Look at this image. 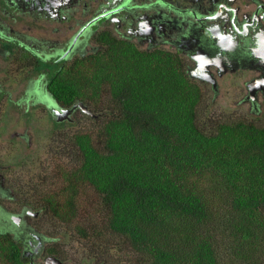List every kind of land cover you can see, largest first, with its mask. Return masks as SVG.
<instances>
[{
  "label": "trees",
  "instance_id": "trees-1",
  "mask_svg": "<svg viewBox=\"0 0 264 264\" xmlns=\"http://www.w3.org/2000/svg\"><path fill=\"white\" fill-rule=\"evenodd\" d=\"M101 43L46 77L55 102L81 101L96 119L66 135L75 163L34 188L35 205L92 246L114 242L130 264H264V124L205 126L180 59L110 35ZM87 189L101 218L86 228L76 218ZM50 239L45 253L66 262ZM27 262L20 239L0 231V264Z\"/></svg>",
  "mask_w": 264,
  "mask_h": 264
},
{
  "label": "flooded vegetation",
  "instance_id": "flooded-vegetation-1",
  "mask_svg": "<svg viewBox=\"0 0 264 264\" xmlns=\"http://www.w3.org/2000/svg\"><path fill=\"white\" fill-rule=\"evenodd\" d=\"M109 35L180 59L201 89L204 109L234 115L221 121L256 123L262 114L264 0H0V151L15 142L34 149L44 131L32 129V121L74 120L81 108L71 122L55 120L50 109L68 107L50 97L46 77L64 61L93 54ZM9 61L20 62L16 77L6 70ZM11 168L0 163V231L20 239L26 264L61 259L45 253L50 237L26 221L41 209L25 207L21 192L7 184ZM8 201L18 209L6 207Z\"/></svg>",
  "mask_w": 264,
  "mask_h": 264
},
{
  "label": "rangeland",
  "instance_id": "rangeland-1",
  "mask_svg": "<svg viewBox=\"0 0 264 264\" xmlns=\"http://www.w3.org/2000/svg\"><path fill=\"white\" fill-rule=\"evenodd\" d=\"M19 64L20 62L18 61H9L5 65L6 70H12L13 76L16 77L15 71ZM15 84L18 83L15 81ZM200 109L201 123L205 126H207L209 121L213 123L214 120L226 119L232 115L228 114L227 110H225L227 113L223 114L224 112L219 107L211 108L208 106L207 109H204L202 104ZM89 110L91 111V109ZM86 114L83 110L81 112L76 111L72 115L74 120L71 123L56 126L48 118L46 120L32 121L30 124L32 129L44 131L41 133L43 135H37L34 149L24 147L22 144L17 145L16 142L13 143L10 150L9 146L7 148L4 146L0 151V163L12 167L10 173L5 175H7L8 179L7 184L13 189L14 193L15 190L21 192L20 195L16 194V201L19 200L17 198L19 195V198L27 202L25 207L36 210L38 207L34 204V188H49L51 179L52 182L55 181L52 176L55 175L59 167L75 163L76 155L69 143L70 141L66 139V135H72L82 130L91 131L96 115L94 113L93 116ZM256 123L264 124V110L256 119ZM13 128L19 129L17 126ZM31 145H33V141ZM80 193L79 202L81 203V208L76 222L87 228V224L90 221H97L101 218V213L92 211L95 195L89 189L82 190ZM8 203L9 205L7 204L6 207L11 209L16 210L19 207L14 201H8ZM25 219L32 223L38 231L59 242L61 250L63 249L66 254L67 260L65 263L67 264H123L122 261H125V264H130L125 259L127 258L126 254L116 248V246L113 247L114 242L100 241L98 246H92L91 242L80 238L77 230L56 219H52L43 210L40 211L38 217H26ZM49 243L51 241L46 244ZM104 248L106 252H104ZM38 260L42 261L43 257H39Z\"/></svg>",
  "mask_w": 264,
  "mask_h": 264
},
{
  "label": "water",
  "instance_id": "water-1",
  "mask_svg": "<svg viewBox=\"0 0 264 264\" xmlns=\"http://www.w3.org/2000/svg\"><path fill=\"white\" fill-rule=\"evenodd\" d=\"M77 107L81 108V110H83L87 114L93 116V113L81 101L74 103L72 106H70L68 108L59 109V108L54 107L50 110H51L52 115L55 117L56 121H63V120L71 121L70 114ZM28 264H65V263H63V261H61V259H59L55 256L49 255L43 260V262L36 263V262L30 261Z\"/></svg>",
  "mask_w": 264,
  "mask_h": 264
}]
</instances>
